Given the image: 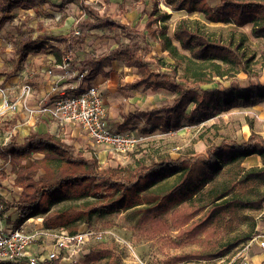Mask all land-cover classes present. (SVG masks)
<instances>
[{
    "label": "trees",
    "instance_id": "obj_1",
    "mask_svg": "<svg viewBox=\"0 0 264 264\" xmlns=\"http://www.w3.org/2000/svg\"><path fill=\"white\" fill-rule=\"evenodd\" d=\"M74 1L76 0H64L65 3ZM165 1L174 11L199 13L204 20L212 24H231L237 29L251 25L252 36L264 39V0ZM46 2L47 0H0V31L13 19L16 10H36ZM85 10L89 18L79 21L75 30L67 36L54 38L64 43L68 52L80 49L93 30L104 26L108 27L106 35L108 38L117 41L121 31L127 40L118 42L115 50L97 60L92 56L85 58L84 64L77 69V71L88 69L85 83H92L100 74L105 75L104 70L112 65L113 60L122 57L126 67L136 69L139 75L135 82L127 86L128 89L153 91L165 89L176 95L171 104L130 114L122 124L121 131L137 121H145L151 128L149 132L158 130L165 133L177 132L183 128L190 108L194 117L201 113L202 119L209 120L222 112L240 107H254L264 102L263 86H250L246 90L240 87L215 89L202 87L214 77H233L232 73L237 68L251 75L250 64L254 57L247 55L245 33H242V38L238 40L232 35L224 41L221 37L211 36L199 21L192 24L184 19L173 34V38L179 43L177 46L173 43L166 24L170 16L160 13L157 7L148 18L144 30L121 25L90 7H85ZM32 22L33 18L27 16L17 27V38L14 42L16 59L12 72H19L30 52L36 50L34 29L30 25ZM150 41L159 43L173 63H166L162 58L153 56ZM72 69L71 66V71ZM19 121L14 118L5 122L4 127L10 133V139L8 144L0 147V157L5 163L11 164V173L15 175L13 187L22 190L14 203H7L0 198V203L5 207L4 212L9 208L18 211L20 220L17 227L28 219L42 218L50 214L56 218L51 221L44 220V226L47 228H56L59 224L68 226L83 216L89 221L103 211L130 210L144 204L143 193L177 174H181V183L165 194V198L168 203L180 204L205 193L204 190L220 176L223 168L230 167L232 173L228 180L212 185L205 193L204 196L209 199V203L202 219L195 220L204 208L190 209V212L189 209L172 210L171 226L179 230L182 236L192 242H198L199 235L203 233H206V236L203 250L174 256L170 264L185 261L212 262L222 259L259 235L255 232L256 223H253L252 233H243L222 246L207 244L215 235L214 223H218L226 216L232 219L238 210L260 211L264 208V191L260 189L264 187V144L256 143L260 138H256L255 135L240 146L228 144L210 149L207 158L203 159L209 174H199L194 181L186 165V162L194 160L191 157L163 160L151 166L143 161H137L136 165L102 167L97 156H87L84 151L65 143L51 133L32 131L22 143H18L19 135L15 133V128ZM36 154L43 157L35 158ZM254 155L262 159V166L246 170L242 166L244 161ZM8 178L6 170L0 169V188ZM237 190L246 191L251 198L233 196ZM85 199H93L99 206L84 203L52 210L59 204ZM165 210L166 205L162 203L144 207L140 224L150 225L153 230L160 227V230L165 232L166 224L158 217ZM210 227L213 231L207 233ZM67 230L71 233L78 232L75 227H68ZM88 251L82 263L72 264L95 263L106 258L112 261L115 258L114 248L104 242L91 244ZM61 262L60 258L46 264H62ZM0 264L30 263L23 259ZM110 264L121 263L117 260Z\"/></svg>",
    "mask_w": 264,
    "mask_h": 264
},
{
    "label": "rangeland",
    "instance_id": "obj_2",
    "mask_svg": "<svg viewBox=\"0 0 264 264\" xmlns=\"http://www.w3.org/2000/svg\"><path fill=\"white\" fill-rule=\"evenodd\" d=\"M165 4V0H159L158 5H160L161 8L162 6L165 8ZM171 12L172 17L166 21V24L169 28V35L172 37L179 23L184 19L192 24L199 21L201 26L211 36L216 38L221 37L224 41L228 40L232 35L238 40L242 38V33H245L247 37L245 41L247 55L254 57L250 64L251 75H247L240 68H237L232 73L233 77L211 78L210 82L203 84L202 87L204 89L240 87L246 90L250 86L264 87V39H258L252 36L251 25L237 29L231 24L209 23L204 20L199 13L189 14L186 11L178 13L173 9ZM47 15H49V12L44 10L41 17L43 18ZM18 25L19 19L16 18V20H13L8 26V30L5 34L3 35V33H1L0 37V60L4 65L1 70L8 75L16 73L12 72V69L16 59L14 42L17 38ZM103 32L105 31L103 30ZM115 41H109L110 43L107 48L109 49L112 45H115ZM120 41L125 40L120 39ZM150 43L153 47V56H158L167 63H173L168 53L163 52L159 43L153 41H150ZM186 53L188 54V52ZM117 93L124 99V101H122L123 107L121 108L124 117L128 113L143 108L150 109L171 104L173 98L176 96L165 89L153 91L151 89L126 90L125 88H121ZM259 104L255 107H240L229 112H222L209 120L202 119L203 114L201 113L194 117L190 108L187 111V118L183 122V128L177 132L165 133L160 130L149 132L151 128L145 124V121H137L134 125L129 126L128 130L145 138L144 141L133 150L122 153L113 148H108V146L96 145L91 141L92 144H90L87 149L82 148V151H84L87 156L96 155L102 167L136 165L137 161H143L146 165L151 166L153 163H161L163 160L188 159L191 157L194 160H187L188 162H186V165L187 171L189 170L192 173V179L195 181L199 174H209V170L204 166L203 159L207 158L210 149L228 144L240 146L247 143L252 135H255L256 138H260L256 140V143L264 144V103ZM22 112L25 116L30 115L24 109L20 110V113ZM13 116L14 114L0 117V147H4L8 144L10 133L5 130L4 124L6 121H10ZM30 116L37 117L38 115ZM192 162L195 164H192ZM242 166L245 167L246 170H249L254 167L262 166V160L257 156H252L247 158ZM0 169H5L12 181L15 179V175L11 173V164L5 163L1 157ZM231 173L230 167L223 168L220 176L204 190L205 193H207L212 185L227 181ZM180 175L181 174L174 175L146 193H143L142 199L144 204L141 206L125 211L99 212L89 221L82 215L83 217L77 222L68 226L59 224L58 227L62 226L65 227V229H68V227H75L77 231H85L89 228L92 229L94 233L102 235L100 242H104L114 248L115 258L112 259V261L119 260L121 264H170V260L174 256L199 252L205 247L206 233L199 235L198 242L189 241L188 238L179 233V230L171 226V213L174 209L176 211L189 209L190 212V209L199 210L200 208H204L195 218L197 221L198 219H202L206 214L209 199L205 198V193H202L180 204L176 202L168 203L165 194L181 183ZM10 178L8 181H5V183H9ZM260 189L264 191V187ZM4 190L0 188V198H3L7 203H14L18 200V192L13 188L9 189L6 186ZM233 196L251 198L250 194L242 190H237ZM84 203H91L92 205L99 206V203L94 202L93 199H85L59 204L52 210H60L70 205H80ZM157 203L166 205V210L158 216L166 224L167 230L165 232H162L160 227H157L158 230H153L150 225L140 224V217L144 207ZM4 208L3 205L1 212L4 213L6 225L16 228L20 220L18 211L15 208H9V210L4 212ZM263 209L260 211L238 210L232 219L230 216H226L218 223H214L216 228L214 230L215 235L207 244L211 246H222L232 241L234 238L241 236L243 233H252L253 223H256ZM55 218L56 216L50 214L42 218L28 219L24 221L22 225L29 230H34L44 226V220L48 219L51 221ZM58 227L56 226V228ZM212 231L210 227L207 233ZM93 243H96L95 240L87 243L75 257L65 261L63 264H72L73 262L82 263L84 257L89 252V246ZM45 244L46 243L40 242L33 245V247L29 249V255L33 258H37L40 255L45 256ZM246 245L247 244H243L225 258L212 262L185 261L177 264H248L250 258L247 251H244ZM110 261V258H106L89 264H110L112 262Z\"/></svg>",
    "mask_w": 264,
    "mask_h": 264
},
{
    "label": "crops",
    "instance_id": "obj_3",
    "mask_svg": "<svg viewBox=\"0 0 264 264\" xmlns=\"http://www.w3.org/2000/svg\"><path fill=\"white\" fill-rule=\"evenodd\" d=\"M158 4L159 0H76L67 3H65L64 0H47L42 7L36 10L26 11L18 9L15 11L13 19L0 31V37L1 33H3V35L5 34L8 30V26L13 20H16V18L19 19L20 25L21 21L27 16H30L33 18V22L30 25L34 29L33 38L36 41V50L30 52L21 70L11 75L5 74L1 70L4 65L0 60V81L8 89L12 98H17L19 96L20 87L24 82L27 81L30 83L33 89V95L29 105L34 106L40 101L51 97V91L54 87L62 89L68 88L71 84L77 85L74 77L64 79L63 72L59 68L67 55L71 56L72 71L76 73L78 72V67L84 64L86 57L92 56L97 60L115 50L118 47V42L127 41L121 31H119L120 37H118L117 41L113 38H108L106 36L108 27L104 26L100 29L93 30L80 49L68 52L66 45L54 40V38L67 36L75 30L76 24L79 21L89 18V14L86 12L85 7H90L98 11L100 15L107 16L113 21L119 22L121 25L131 26L133 28L137 27L139 30H144L148 18L153 14L156 7L159 9L160 13L168 14L171 19V10L173 8L166 3V7L164 8V6H162V9ZM44 10L49 12V15L42 18L41 15ZM183 12L184 11H178V13ZM103 30L105 32H103ZM112 35L114 36V33ZM120 39H124L125 41H120ZM172 39L173 43L178 46L179 43L175 41L173 37ZM112 40L115 41V45H112L108 49L109 41ZM104 73L105 75H98L92 83L99 88L103 96L108 125L111 130L127 132L129 131V127L121 131V126L130 114L137 111L128 113L124 117V113L121 109L124 99L119 96L120 94L117 93V91L121 88L130 90L127 86L135 82L139 76L138 72L134 68L126 67L124 59L122 57H117L113 60L112 65L104 70ZM87 84L88 83H84L79 86L85 87ZM263 103L264 102H261L260 104ZM151 109L154 108H143L138 111ZM33 117L34 116L30 115L25 116L23 112L20 113L19 111L10 119L13 120L16 118L20 120L15 128V133L17 132L19 135L18 143H22L25 137L32 131H38L40 133L47 132L54 134L60 137L65 143L74 145L81 151L83 150L82 148L87 149L89 145L92 144L87 133L77 124L60 123L54 120L49 114ZM42 157L41 154H36L35 156V158ZM28 165H30V162ZM7 175L9 176L8 173ZM13 184L14 179L12 181L10 178L9 183L3 182L1 188L3 190L6 186L9 189L13 188L18 192V199L22 190L21 188L12 187ZM255 232L259 235L254 236V238L247 243L244 251H247L250 258L248 264H264V249L259 246V242L264 239V209L256 220Z\"/></svg>",
    "mask_w": 264,
    "mask_h": 264
},
{
    "label": "built area",
    "instance_id": "obj_4",
    "mask_svg": "<svg viewBox=\"0 0 264 264\" xmlns=\"http://www.w3.org/2000/svg\"><path fill=\"white\" fill-rule=\"evenodd\" d=\"M59 68L63 72L64 79L74 77L77 85L71 84L68 88L62 89L54 87L51 97L34 106L29 105L33 95L30 83L24 82L20 87L19 96L12 98L0 81V117L16 114L21 109L30 115L49 114L60 123L81 126L94 144L108 146L122 153L133 150L144 141L145 137L131 131L118 132L110 129L104 99L99 88L93 83H88L85 87L79 86L85 83L88 69L73 73L70 55H67ZM2 209L3 205L0 203V262H18L27 259L30 264H46L61 258L63 264L75 257L87 243L93 240L98 242L102 237L92 229L71 233L63 227L41 226L29 230L21 225L12 228L6 225ZM40 242L46 243V255L33 258L29 255V249ZM259 246L264 249V239L259 242Z\"/></svg>",
    "mask_w": 264,
    "mask_h": 264
}]
</instances>
